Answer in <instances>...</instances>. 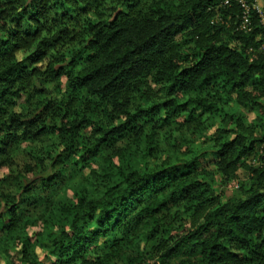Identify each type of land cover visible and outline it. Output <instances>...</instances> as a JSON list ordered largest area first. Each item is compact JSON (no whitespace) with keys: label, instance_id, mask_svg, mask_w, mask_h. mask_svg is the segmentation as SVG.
Here are the masks:
<instances>
[{"label":"trees","instance_id":"16d2710c","mask_svg":"<svg viewBox=\"0 0 264 264\" xmlns=\"http://www.w3.org/2000/svg\"><path fill=\"white\" fill-rule=\"evenodd\" d=\"M224 1L0 0V264H264L261 30Z\"/></svg>","mask_w":264,"mask_h":264},{"label":"built area","instance_id":"2783aa9c","mask_svg":"<svg viewBox=\"0 0 264 264\" xmlns=\"http://www.w3.org/2000/svg\"><path fill=\"white\" fill-rule=\"evenodd\" d=\"M236 4L240 14L237 17L235 30L238 32H250L253 20L256 19L261 30L259 50H264V0H225L224 5Z\"/></svg>","mask_w":264,"mask_h":264},{"label":"rangeland","instance_id":"374dc122","mask_svg":"<svg viewBox=\"0 0 264 264\" xmlns=\"http://www.w3.org/2000/svg\"><path fill=\"white\" fill-rule=\"evenodd\" d=\"M263 101H264V100H263ZM248 119H249L250 121H252V120L254 119V114H248ZM234 190H235V187L233 188L232 186H228V187L225 189V191L228 192V195H230L231 192H234ZM37 254L40 256L42 253L38 251Z\"/></svg>","mask_w":264,"mask_h":264}]
</instances>
